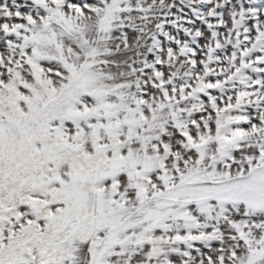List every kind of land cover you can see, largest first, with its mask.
<instances>
[{"label":"snow or ice","instance_id":"obj_1","mask_svg":"<svg viewBox=\"0 0 264 264\" xmlns=\"http://www.w3.org/2000/svg\"><path fill=\"white\" fill-rule=\"evenodd\" d=\"M0 264H264V0H0Z\"/></svg>","mask_w":264,"mask_h":264}]
</instances>
